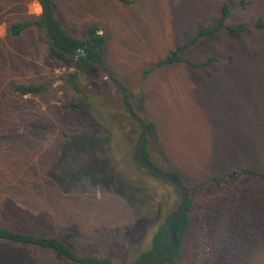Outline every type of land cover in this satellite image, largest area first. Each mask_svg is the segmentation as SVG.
Returning <instances> with one entry per match:
<instances>
[{
	"label": "rangeland",
	"instance_id": "1",
	"mask_svg": "<svg viewBox=\"0 0 264 264\" xmlns=\"http://www.w3.org/2000/svg\"><path fill=\"white\" fill-rule=\"evenodd\" d=\"M50 1L69 34L86 40L88 27L96 26L106 36L105 66L129 89L138 114L157 125L149 142L154 162L179 171L190 189L192 224L180 264H264V176L195 188L236 167L264 172V30L252 26L254 17L264 18V0ZM224 2L230 3L229 22L250 29L238 36L221 31L186 51L190 59L218 54L221 62L204 68L180 63L145 75L199 25L216 23ZM42 16L40 0H0V169L11 177L0 171V224L57 236L80 254L128 264L150 246L182 193L138 167L134 148L142 128L127 118L122 94L99 65L80 76L85 99L98 105L100 125L89 129L74 110L86 100L65 80L75 67L50 55L35 25L8 37L10 20ZM11 81L49 87L20 97ZM106 113L120 120L119 130L103 121ZM88 130L92 137L80 136ZM0 264L77 263L0 240Z\"/></svg>",
	"mask_w": 264,
	"mask_h": 264
},
{
	"label": "trees",
	"instance_id": "2",
	"mask_svg": "<svg viewBox=\"0 0 264 264\" xmlns=\"http://www.w3.org/2000/svg\"><path fill=\"white\" fill-rule=\"evenodd\" d=\"M119 1H122L126 4H130L132 2L131 0H119ZM230 15H231L230 3L224 2L222 9H221V17L216 23H213L211 25H202V24L199 25L194 35L191 38L187 39L183 44L178 45L173 49H170V51L165 56L160 57L157 61L152 63V65L149 66L144 71L145 75H149L156 70L171 67V66H174L180 63H186L194 68H204V67L212 66L216 63L221 62L222 57L218 54H211L204 59H190L186 57V51L189 48L200 43L203 39L215 37L221 31H226L231 36H238L240 34L245 33L246 31L250 29V24L246 22H238V23L229 22L228 19L230 18ZM33 25H35L38 30H41L42 34L45 35L44 14L42 18H37L34 20L33 19L10 20L7 25V35L8 37L13 38V39L19 38L25 32L29 31ZM252 26L256 29L264 30V18L262 16L254 17ZM86 34H87L86 40L80 39L78 37H75L72 34H69L67 30L63 28L60 21L54 17L53 7H52L51 35L56 39V41L58 42L60 46L66 49L77 50L79 48H84L86 52L85 54L80 55L78 57L68 58L63 52L57 51L45 37L46 42L49 45L50 55L55 60H57L63 65H66L69 67H75L76 71L68 74L65 77V80L69 84L74 94L78 98H81L83 96V99H85L84 95H86V91H84L83 86L80 83V76L81 75L84 76L86 73H88L89 70L93 68V65H96L94 64L93 60H95L99 56V49L96 43H91L88 46H85V45L91 39H95L97 40V42H100L103 44V49H104V43L106 42V36L103 34H100L96 26L88 27ZM107 67L113 73V70L108 65ZM99 69L106 74L104 69H102L101 67H99ZM9 85H10L11 91L20 97H23L25 95L41 94L49 87V83L46 81H42L39 83L11 81ZM129 97H130L131 104L136 110V107L134 106L132 102L130 92H129ZM17 100L18 99L14 98L13 102H17ZM85 100L86 102L83 105L84 107H80L79 109L75 108L74 110L83 120H85L89 129H94V127L100 125L97 119V116L94 112V109H96L98 105L95 101L91 99V97L90 99L89 97H86ZM69 106L75 107V105L73 104ZM124 111L126 113L127 118L134 121L133 118L127 113L125 108H124ZM86 114H88V116ZM103 121L108 124L110 123L111 126H113V128H115L116 130H119V127H120L119 119L112 118L111 116H109L108 113H106ZM146 121L150 127V133H149L146 146L144 148V155L147 160L151 161L152 163L156 165V163L154 162L152 153L149 150V142H150V139L157 136L158 129H157V125L155 122L150 121V120H146ZM111 132L113 133V131ZM112 135L114 136V134ZM80 136H84L87 138L89 136L92 137L93 134H91V132H89L88 130ZM76 137L78 136L75 135L69 138L64 144L63 148L65 149V147L68 145L67 143H69L71 140L75 139ZM107 138H109V136L104 137V139L102 138L101 139L106 142ZM93 139H95V136L93 137ZM97 142L98 141H96V143ZM63 148H62V151H63ZM263 150H264V141H263ZM96 156H97V153H96ZM0 171L3 172L1 174L3 175L4 178H7V179L11 178L10 176H7V173H4L5 172L4 170L0 169ZM108 171L110 173V169ZM167 171H169L174 176L178 177L179 179L183 181L182 176L179 171L170 170V169H168ZM150 174L159 177L156 174H153V173H150ZM50 176H53L52 172H50ZM245 176H264V172L254 166L236 167L233 170H231L229 173H221V174H217V175L215 174L211 176L206 181L198 183L195 186V188H200L201 186H204L205 184H207V182L208 183L215 182V183H222V184L234 182V181L240 180L241 178ZM193 202H194V199L192 196H190L187 206L175 220L174 229H175V234L177 237V243L175 247L173 248V250L167 256H165L162 260H160L158 264H180V258L183 252L184 241L187 236V232L192 224L191 211L193 207ZM173 212H171L168 215V217H166V219L158 225L156 231L154 232L152 236L150 246L142 250L128 264H148L151 261V259H153L158 253L163 251L169 245L167 222L170 216L173 214ZM0 240L11 242V243H16L20 245H29V246L42 248V249H48V250L53 251L58 257L67 259L77 264H116L114 259L110 256L99 258V257L90 256V255L80 254L70 244H68L65 240H63L60 237L43 236L40 234L29 233V232L7 227L3 224H0Z\"/></svg>",
	"mask_w": 264,
	"mask_h": 264
},
{
	"label": "water",
	"instance_id": "3",
	"mask_svg": "<svg viewBox=\"0 0 264 264\" xmlns=\"http://www.w3.org/2000/svg\"><path fill=\"white\" fill-rule=\"evenodd\" d=\"M41 5L43 7V14H44V25H45V37L46 39L53 45V47L60 52H63L68 58L71 57H78L80 55L85 54L84 48H79L77 50H69L66 49L58 44L56 39L51 35V19H52V5L49 0H40ZM91 43H96L99 49V56L93 61L94 64L99 65L104 71L106 72L109 80L114 84L115 88L121 92L122 94V102L125 110L127 113L133 118V120L142 128V132L139 138L136 141L135 148H134V159L137 165L148 171L150 173L158 175L161 179L168 182L169 184L176 186L179 191L182 193V201L180 205L176 208L173 214L170 216L167 222V232L169 236V245L160 253H158L148 264H158L160 260H162L165 256H167L175 247L177 243V237L175 234L174 223L177 217L181 214V212L187 206L189 199H190V189L185 185V183L179 179L178 177L174 176L172 173L167 171L166 169L159 167L152 163L151 161L147 160L144 155V148L146 146L150 127L147 121L142 118L137 111L134 109L133 105L131 104L129 91L128 88L118 80L113 73L105 66L103 62L104 56V49L103 44L97 42L95 39H91L86 43L85 46H88Z\"/></svg>",
	"mask_w": 264,
	"mask_h": 264
},
{
	"label": "flooded vegetation",
	"instance_id": "4",
	"mask_svg": "<svg viewBox=\"0 0 264 264\" xmlns=\"http://www.w3.org/2000/svg\"><path fill=\"white\" fill-rule=\"evenodd\" d=\"M94 61V60H93Z\"/></svg>",
	"mask_w": 264,
	"mask_h": 264
}]
</instances>
